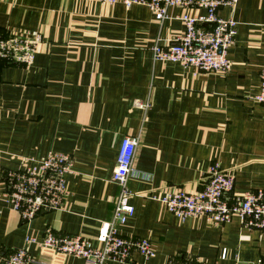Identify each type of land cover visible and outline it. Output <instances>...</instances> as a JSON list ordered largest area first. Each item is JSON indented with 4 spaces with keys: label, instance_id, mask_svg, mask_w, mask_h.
<instances>
[{
    "label": "crops",
    "instance_id": "obj_1",
    "mask_svg": "<svg viewBox=\"0 0 264 264\" xmlns=\"http://www.w3.org/2000/svg\"><path fill=\"white\" fill-rule=\"evenodd\" d=\"M180 13L169 8L160 24L142 5L0 0V37H41L30 65L0 61V264L20 247L42 264H83L24 238L39 240L51 231L98 246L99 228L112 215L117 187L111 175L126 136L137 137L128 180L134 214L119 232L151 243L154 256L146 264H264V234L243 227L238 217L221 224L180 220L150 197L200 190L213 162L234 175L229 203L264 188V108L254 99L264 63V0H238L235 42L223 73L152 63L155 40L183 31ZM217 13L229 16L226 8ZM136 99H148L150 108L143 113L133 106ZM50 152L73 158L65 176L68 194L60 209L24 223L1 199L3 173L21 157ZM132 260L105 264L144 263L137 253Z\"/></svg>",
    "mask_w": 264,
    "mask_h": 264
},
{
    "label": "built area",
    "instance_id": "obj_2",
    "mask_svg": "<svg viewBox=\"0 0 264 264\" xmlns=\"http://www.w3.org/2000/svg\"><path fill=\"white\" fill-rule=\"evenodd\" d=\"M100 5L122 4L125 8L142 5L148 8L155 21L162 23L169 18L168 9L179 8L178 19L184 29L172 38H157L150 47L152 63L175 62L183 67L200 71L226 72L229 60L227 49L235 42L236 25L233 11L238 0H93ZM229 10L227 18L217 11ZM41 42L38 34L24 36L9 34L0 37V61L7 64L30 65ZM260 86L254 99L264 108V63L259 72ZM151 82V80H150ZM133 106L145 113L150 108L148 99L133 101ZM137 137L121 139L111 181L117 187L114 207L110 219L103 222L97 234L98 246L80 235H58L51 231L39 240L31 236L24 238L25 244H34L56 254L80 258L83 264H105L113 261L133 263L132 254L137 253L144 263L154 256L151 243L146 239L128 238L120 234L119 228L134 214L130 204L132 193L128 180L133 170ZM73 158L67 153L50 152L38 159L21 157L19 165L3 173L5 189L1 199L18 212L20 220L29 223L42 211L58 210L68 194L65 176L71 172ZM234 185V175L213 162L205 174L204 186L195 192L171 189L163 194H151L152 199L165 205L167 210L180 220L203 217L212 224L227 223L238 217L243 227L259 230L264 234V188L240 194L231 203L226 199ZM1 264H42L30 254L26 247L11 251ZM166 264H206L203 261ZM235 264H259L258 262H236Z\"/></svg>",
    "mask_w": 264,
    "mask_h": 264
}]
</instances>
